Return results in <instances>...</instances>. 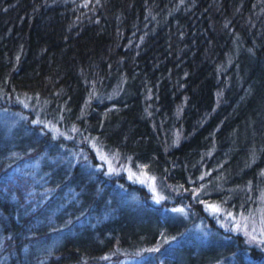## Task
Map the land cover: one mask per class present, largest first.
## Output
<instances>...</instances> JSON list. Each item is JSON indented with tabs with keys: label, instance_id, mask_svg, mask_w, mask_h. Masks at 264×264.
Instances as JSON below:
<instances>
[{
	"label": "trees",
	"instance_id": "trees-1",
	"mask_svg": "<svg viewBox=\"0 0 264 264\" xmlns=\"http://www.w3.org/2000/svg\"><path fill=\"white\" fill-rule=\"evenodd\" d=\"M4 111L0 264H264V0H0Z\"/></svg>",
	"mask_w": 264,
	"mask_h": 264
},
{
	"label": "rangeland",
	"instance_id": "rangeland-1",
	"mask_svg": "<svg viewBox=\"0 0 264 264\" xmlns=\"http://www.w3.org/2000/svg\"><path fill=\"white\" fill-rule=\"evenodd\" d=\"M14 118L8 111L0 112V129L6 130L14 122ZM137 173L134 171L128 172L136 181L145 183L148 188L157 193V187L155 180L144 171V166L142 164H137ZM246 219H242L245 224H249L253 233H259V236L264 239V222L261 220L258 212L245 216ZM248 229V228H247Z\"/></svg>",
	"mask_w": 264,
	"mask_h": 264
},
{
	"label": "snow or ice",
	"instance_id": "snow-or-ice-1",
	"mask_svg": "<svg viewBox=\"0 0 264 264\" xmlns=\"http://www.w3.org/2000/svg\"><path fill=\"white\" fill-rule=\"evenodd\" d=\"M157 199H159V198H157ZM209 207L211 208V211H213V212L219 211V209L216 208L215 206H209ZM175 211H180V212H182L183 209H176Z\"/></svg>",
	"mask_w": 264,
	"mask_h": 264
},
{
	"label": "bare ground",
	"instance_id": "bare-ground-1",
	"mask_svg": "<svg viewBox=\"0 0 264 264\" xmlns=\"http://www.w3.org/2000/svg\"><path fill=\"white\" fill-rule=\"evenodd\" d=\"M137 164H141V162L136 163V165H137Z\"/></svg>",
	"mask_w": 264,
	"mask_h": 264
}]
</instances>
